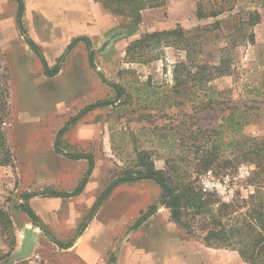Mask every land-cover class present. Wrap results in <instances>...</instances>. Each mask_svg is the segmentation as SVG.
Masks as SVG:
<instances>
[{"label":"rangeland","instance_id":"1","mask_svg":"<svg viewBox=\"0 0 264 264\" xmlns=\"http://www.w3.org/2000/svg\"><path fill=\"white\" fill-rule=\"evenodd\" d=\"M54 1L42 7L38 0L26 1L24 33L16 25L17 3L0 9V208L11 217L15 234L11 247L8 229L0 224V255L9 254L0 262L109 264L113 255L116 264H249L235 250L205 245V221L191 218L184 203L181 212L190 225L176 223L152 179L114 184L90 210L112 182L144 170L139 158L147 157L155 169L168 171L172 186L181 187L183 178L195 192L210 193L203 197L209 199L205 208L247 198L255 168L243 155V141L252 137L264 144V0H164L142 9L137 22L98 1L97 7L80 3L85 23L72 22L69 0L63 11ZM198 7L214 14L199 17ZM174 29L182 35L169 36L173 43H165L164 35L145 38ZM78 36L88 42L68 48ZM27 37L51 70L59 68L56 74L43 73ZM222 54L230 58L229 74L198 89L191 68L175 86L176 63L216 64ZM253 98L261 102L253 104L236 134L226 124L220 127L234 105H252ZM96 102L106 103L84 111ZM82 124L94 125L79 132ZM198 127L221 130L201 138ZM82 153L91 154L93 168L81 194L28 197L42 227L34 225L20 208L24 195L75 190L89 161L82 165L68 155ZM210 154L215 159L201 168V156ZM246 167L249 175L242 174ZM22 218L29 222L27 232L16 235Z\"/></svg>","mask_w":264,"mask_h":264},{"label":"trees","instance_id":"2","mask_svg":"<svg viewBox=\"0 0 264 264\" xmlns=\"http://www.w3.org/2000/svg\"><path fill=\"white\" fill-rule=\"evenodd\" d=\"M98 1L103 8L108 9L110 12L130 16L135 22L141 19V10L147 7H157L164 4V0H95ZM17 10H16V25L20 32L24 33L22 26V12L24 9L23 0H16ZM214 14V11L205 13L198 7V16H208ZM251 22V20H250ZM257 20H252V24L257 23ZM164 35L165 43H173L172 40H169V36L182 35L181 29L174 30H163L155 31L152 33H147L145 38H155ZM143 39L135 40L130 44V50L136 45H141L144 41ZM84 40L88 42V38L85 36H78L72 39L69 43L68 48L74 43ZM172 41V42H171ZM26 42L29 47L34 51V53L39 57L42 65L43 73L46 76H52L56 74L59 70L58 67L51 70L46 60L42 54L39 46L29 37L26 38ZM187 45V44H185ZM187 47V46H185ZM223 51V49H221ZM89 62L92 65V55L89 53ZM93 66V65H92ZM194 68L192 79L195 80L197 88H201L204 83L211 81L216 77H221L223 75L230 73V58L221 55L219 61L216 64H208L193 60L192 62L184 61L179 62L174 65V81L175 86L180 84L179 75L182 71H186L187 74H190V69ZM118 87V86H115ZM258 89V88H257ZM259 91V89H258ZM259 95V94H257ZM262 101H264L262 99ZM210 102V100H209ZM208 102V103H209ZM252 105L244 104V107L241 108L239 105H234L230 112L222 117V123L220 127L222 128L226 124L227 128L235 134L240 130L241 126L248 123V114L247 112L250 108H253V104L258 101L256 98L248 101ZM106 102H96L85 107L84 111L97 106L98 104H104ZM205 104V108L206 105ZM63 128L59 132H61ZM221 130V129H220ZM220 130L217 129H202L200 127L196 130V135H199L201 138L211 137L216 135ZM58 132V133H59ZM199 137V138H200ZM235 144V142H234ZM243 144H245V149L243 155L250 164H254L255 170L251 172L250 180L254 184L252 192L247 196V198H238L234 197L230 201H216V207L211 206L209 209L205 208V205L208 204V198H211L210 193L204 194L202 191H194V187L191 185V182L185 183L183 178L180 180V186H172L171 177L166 170L155 169L151 161H148V157L145 159H140L141 165L144 167V170H138L136 176L127 175L123 178L112 182L104 192L98 197L95 203L90 210V214L100 205L103 197L109 193L111 187L114 184L120 182H131L139 179H152L155 181L162 190V202L170 210L172 219L181 226L190 225V219L185 218L181 208L183 203L184 209L191 210L193 212L194 218L198 215L202 216L201 218L205 221V231L203 233L202 240L205 245L212 246L216 248H230L237 251L238 255L244 262L249 264H264V144H259L257 138L245 137ZM213 150L218 148V144L213 143L211 146ZM57 150V148H56ZM68 157L78 159L85 158L89 161L88 169L80 184L72 192H60L56 190H43L40 192H29L26 193L23 197L24 201L20 204V208L24 211L31 222L39 227L41 223L38 219V216L30 207L27 202V198L36 195V194H47L54 197H70L76 194H79L85 183L87 176L89 175L91 169L93 168V161L91 154L82 153V154H71ZM213 159H215L211 154L202 155L200 158V167L203 169L208 168ZM208 198H203V197ZM213 203V201H212ZM212 205V204H211ZM205 208V210H202ZM152 211V210H151ZM148 212L144 217L149 215ZM143 217V218H144ZM142 218V219H143ZM140 219L136 225L142 220ZM0 224L7 228V234L9 237V243L12 247L15 243V234L13 223L11 217L0 208ZM190 227V226H187ZM67 246H62L66 248ZM8 252L0 255V261L3 257H7ZM0 264H2L0 262ZM109 264H116L115 258L112 255L109 259Z\"/></svg>","mask_w":264,"mask_h":264},{"label":"crops","instance_id":"3","mask_svg":"<svg viewBox=\"0 0 264 264\" xmlns=\"http://www.w3.org/2000/svg\"><path fill=\"white\" fill-rule=\"evenodd\" d=\"M14 1L15 3L16 0H1V4H0V9L3 8H7V9H10L12 7V5L14 4ZM27 0H23V4H24V9H23V12H22V18H21V21L23 22V19L25 18V10L27 12ZM30 1V0H29ZM32 1H35V0H32ZM59 0H55L54 1V4L57 6V7H62L65 5V2L64 0H62V2H59L57 3ZM70 1V6L71 8L75 9V11H71L69 15L72 16V22H75V23H80V21L82 23H85L84 20H86V16L84 15V18L82 17V12L79 10L81 7V5H79L80 3H83V7L87 5V2H91L90 5L94 6V7H97V5H99L98 3L95 2V0H69ZM50 4V0H38V6L42 7V6H47ZM39 7V8H40ZM82 7V8H83ZM61 8V11H63V9ZM40 12V15L42 14V12L39 10ZM81 16V17H80ZM14 28V27H13ZM14 30V29H13ZM94 124H91V125H87V124H82L81 128H80V131H87V128L86 127H93ZM89 131H91L92 129L91 128H88ZM78 137H87V135L83 134V133H80V135H78ZM73 161L75 162H80L82 165H85L84 161H85V158H78V159H74ZM81 194V193H79ZM22 222H20V224L18 226H16V235L18 234H23V233H26L27 229H28V220H25L24 218H22ZM24 224V225H23ZM239 255L237 254V258L239 259Z\"/></svg>","mask_w":264,"mask_h":264},{"label":"built area","instance_id":"4","mask_svg":"<svg viewBox=\"0 0 264 264\" xmlns=\"http://www.w3.org/2000/svg\"><path fill=\"white\" fill-rule=\"evenodd\" d=\"M249 173H250L249 167H246L242 174L243 175H249ZM205 184H206V186H210L211 189L213 188V185H214V183L209 181V180ZM216 191H218V190H216ZM251 192H252V189H251ZM223 201H226V200H223Z\"/></svg>","mask_w":264,"mask_h":264}]
</instances>
